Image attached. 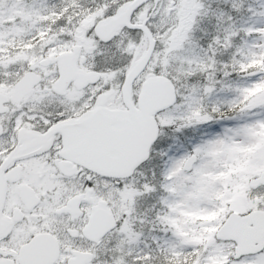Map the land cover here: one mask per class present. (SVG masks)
Listing matches in <instances>:
<instances>
[{
    "label": "snow or ice",
    "instance_id": "1",
    "mask_svg": "<svg viewBox=\"0 0 264 264\" xmlns=\"http://www.w3.org/2000/svg\"><path fill=\"white\" fill-rule=\"evenodd\" d=\"M0 264H264V0H0Z\"/></svg>",
    "mask_w": 264,
    "mask_h": 264
}]
</instances>
